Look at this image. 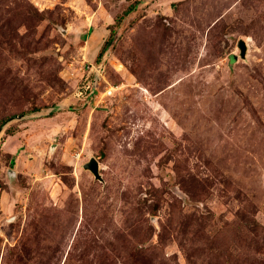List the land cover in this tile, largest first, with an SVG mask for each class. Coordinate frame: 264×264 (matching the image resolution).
Listing matches in <instances>:
<instances>
[{"label":"rangeland","instance_id":"1","mask_svg":"<svg viewBox=\"0 0 264 264\" xmlns=\"http://www.w3.org/2000/svg\"><path fill=\"white\" fill-rule=\"evenodd\" d=\"M2 121L0 264H264V0H0Z\"/></svg>","mask_w":264,"mask_h":264},{"label":"water","instance_id":"2","mask_svg":"<svg viewBox=\"0 0 264 264\" xmlns=\"http://www.w3.org/2000/svg\"><path fill=\"white\" fill-rule=\"evenodd\" d=\"M238 46L240 48V54L243 57H245L246 51H247V45H246L245 40L244 39H241L240 42H239V44H238ZM84 167L86 169L91 170L93 172V174L95 175L96 178L102 179V175L100 173L99 161H98V159L96 157H94V156L91 157V159L84 164Z\"/></svg>","mask_w":264,"mask_h":264},{"label":"trees","instance_id":"3","mask_svg":"<svg viewBox=\"0 0 264 264\" xmlns=\"http://www.w3.org/2000/svg\"><path fill=\"white\" fill-rule=\"evenodd\" d=\"M135 6H136V4L131 5V6H130V7L124 12L123 15L130 13V12L135 8ZM114 33H115V31L112 29V33H111L110 37L105 41V43H104V45H103V47H102V49H101V51H100V53H99V55H98V59H100V58L103 56V54L108 50V48L111 46V44H112V42H113V39H114ZM36 110H38V109H36ZM3 123H4V121H2V122L0 123V128L2 127Z\"/></svg>","mask_w":264,"mask_h":264}]
</instances>
